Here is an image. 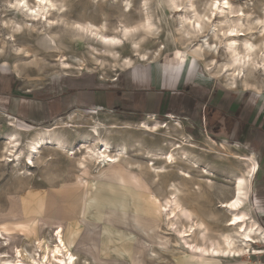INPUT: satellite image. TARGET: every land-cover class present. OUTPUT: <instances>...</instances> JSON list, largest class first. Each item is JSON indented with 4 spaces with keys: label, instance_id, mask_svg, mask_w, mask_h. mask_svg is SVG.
<instances>
[{
    "label": "rangeland",
    "instance_id": "obj_1",
    "mask_svg": "<svg viewBox=\"0 0 264 264\" xmlns=\"http://www.w3.org/2000/svg\"><path fill=\"white\" fill-rule=\"evenodd\" d=\"M52 1L57 8L65 6L64 12L51 11V15L47 17L55 19L56 24L58 21L59 23L44 32L40 25L27 22L26 18L19 16L16 11H10L15 0H0V82L12 86L14 95L23 94L45 101L56 99L63 107H67L72 97L77 100L81 97L87 99V92L92 94L112 88L113 82H117L120 74L129 66L124 65L123 60L114 61L108 58L100 45L76 28L77 25L88 24L105 26L108 36H118L122 26H138L136 36L133 35V38L125 41L118 50L122 58H131L133 63L143 64L160 61L167 66L178 60L182 65L176 72L180 70L183 77L192 73L199 65L200 73L205 74L214 85L230 87L225 73L217 76L221 66L230 62V57L224 49L226 39L221 36L213 41V45L218 47L217 55L211 52L201 60L192 51L203 39L190 36L193 38L187 42L185 33L177 34L184 30L178 18L180 14L173 15L170 20L162 18V9L167 8L170 0ZM189 1L195 5L192 11L196 10L207 20L212 16L210 10L213 0ZM228 1L234 8L241 6L251 14L248 21L244 20L243 30L248 31L246 36L240 37L239 48H242L246 40L253 43L256 46L253 63L260 66L249 71L253 76L248 81L250 87H244V83L239 81L237 88L250 90L254 96H264V68L263 64L259 65L263 60L264 51V36L261 33L264 26V0ZM28 2L32 6L36 0ZM127 4L132 6L131 12L127 11ZM147 13L161 30L157 36L148 34V30L141 26ZM228 26L229 24L226 25ZM138 34L145 36L140 39L137 38ZM134 41L140 46L138 57H134L132 53L131 43ZM142 55L149 59H143ZM214 60V73H211L207 66ZM63 61L70 64L72 70H62ZM218 67L220 68L217 69ZM82 103L85 104L84 101ZM86 109L75 110L77 116L74 122L63 124L62 121L58 129L54 128L51 133L48 132L53 139L65 143L66 151L61 153L62 151L55 147L46 148L37 158L35 167L23 163L20 168L10 162V157L5 156L7 141L4 138L17 133L22 148L27 151L32 143L43 139L41 137L47 132L42 131V128L30 126L28 122H17L11 117L8 118L5 110H0V259L13 260L18 248L25 249L35 256V242L46 239L52 245L56 240V233L62 229L66 242L78 258V264H196L193 254H189L192 261L185 256L187 250L184 249V241L180 238L183 236L169 231V220L164 217L165 213L161 214L166 204L165 197L168 195L167 184L172 181L180 182L176 169L171 170L166 177H161L157 184L153 182L154 176L148 170L141 173L137 167L147 168L146 166L151 165L150 159L147 158L148 151L162 149L167 153L174 149L176 143H185L184 149L195 161H200V171H208V175H205L192 169L189 163L179 162L177 165L178 168L190 171L194 177L184 183L187 195L180 197V202L191 210L195 220L203 221L208 230L205 242L197 235L185 238V242L210 245L212 242L221 241L222 233L229 231L225 225L229 214L220 208V204L233 197L232 180L247 169L239 157L253 154L259 163L255 153L237 142L223 140L209 132L204 118L200 123L197 117L133 116L121 110L107 118H99L94 106H87ZM90 112H93L94 118L88 114ZM156 118L164 125L173 121L168 133L161 130L151 134L139 128L140 122ZM177 123H181L180 128L175 125ZM126 124L132 126L131 130L127 129ZM92 127L99 129L101 138L111 139L115 151L121 144L130 147L137 140L144 141L145 152L142 151V154L138 155L137 152L131 151L127 159L134 165V172H123L124 164L121 168L108 169L101 175H98L100 169L94 164H89L88 169L84 171L80 170L76 163L78 157L77 160L73 159L68 151L78 153L81 142L93 130ZM222 142L229 145L222 146ZM166 144L168 146H162ZM162 164L163 162H157V165ZM25 171H29V175ZM121 176L123 181L119 178ZM200 180H209L213 184ZM251 183L249 208L253 207L257 188L255 178ZM197 184L201 187L199 195L193 191ZM63 206L69 211L62 212ZM253 215L258 218L255 212ZM185 223V220L180 218L178 228L182 230L186 226ZM106 228H119L120 232L130 233L131 245L133 248L138 245L139 248L136 246L135 250L137 253L143 251V255L133 252L132 255L125 256L118 254L116 249L115 253L104 252ZM256 246L258 250L263 248L262 242ZM244 261L248 264H259L264 258L260 255L246 257L245 260L223 259L218 264H243Z\"/></svg>",
    "mask_w": 264,
    "mask_h": 264
},
{
    "label": "bare ground",
    "instance_id": "obj_2",
    "mask_svg": "<svg viewBox=\"0 0 264 264\" xmlns=\"http://www.w3.org/2000/svg\"><path fill=\"white\" fill-rule=\"evenodd\" d=\"M194 6V2L189 0H185V2L180 0H170L167 8L164 7V9H162L163 14H161L164 15L162 18H165V20H170L174 17L173 15L180 14L178 18L180 20L181 26L183 27L182 29L184 30L181 32V30L176 29L177 32H181L177 34L183 35L185 33L186 37H184L185 39L187 38V42L193 38H190V36L203 39L200 41L201 43L197 46V48L192 51L201 60L203 59L202 57H204V55L210 54L211 52H213L214 55H217L218 47L217 45H213V41L218 40L221 36L224 37L227 41L226 48L224 49L230 57V62L222 65L221 68H217H220V71L217 72V76H221V74L225 73L227 82H229V85L233 88H237V83L239 81L244 83V87H248L250 85L248 84V81L253 78L249 71L255 67H260L258 64L253 63L252 57L256 53V46L253 43L246 40L242 44V48H239V42L241 41L240 37L246 36V31H248L243 30V27L245 26L244 20L248 21L251 17V14L242 9L241 6L234 8L228 0H223V2L222 0H213L210 10L212 12V16L207 20L206 17L199 15L196 10L192 11ZM10 8V11H16L19 16L26 18L27 22H34L37 25H40V29H44V32H46L48 29L51 30L56 27L59 23L58 21L56 24L55 19H49L47 16L51 15V11L62 13L65 6L57 8L54 1L52 0H36L35 4L32 6L29 4L28 0H15V3ZM262 10L264 12V8ZM127 11H132V6L130 4H127ZM192 13L194 14L191 15ZM262 22H264V20ZM227 24H229L228 27H226ZM141 26L142 28L148 30V34H152L153 36H157L161 31L157 24L152 21L151 15L149 13L146 14ZM76 28L83 34H86L88 37H90L93 42L100 45L102 49L105 50V55H107L108 58L114 61L123 60L124 65L127 67L133 64L131 58H122L118 50L124 45L125 41H129L131 37L133 38V35L136 36L135 34L138 33V26H122L118 31V36L106 35L105 26L99 27L88 24L77 25ZM261 33L264 36V26H262ZM143 36L145 35L138 34L137 38L142 39ZM131 44L133 56H140L139 43L134 41ZM97 51L99 50L97 49ZM262 53L263 60L261 63H259V65L263 64L262 66L264 68V51H262ZM142 58L146 59L147 57L146 55H142ZM211 63L212 64L208 65L207 68L211 73H214L215 67L212 68V65H214L216 61L214 60ZM61 68L62 70L67 71L71 69V66L70 64H67L65 61H63ZM170 118L172 117L170 116ZM172 122L173 121L166 122L164 125V123H161L156 118L153 120L150 119L148 121L140 122L138 126L140 129H143L151 134L157 132L159 133L161 130H166L168 133V130L170 129L169 126L172 124ZM175 125L179 128L181 127V123H177ZM126 126L127 129L132 127L130 124H126ZM55 128L58 129L57 127ZM4 140L7 141L5 144V156L10 157V162L14 163L17 168L18 166L20 168L23 163H26V165L30 167H35L37 158H39V156L42 154V151L46 148L55 147L57 150L62 151L61 153L66 151L65 143L61 140L53 139L52 137L47 139H38L35 143L30 145L27 151L22 148L20 143L21 141L17 133L11 134L8 138H4ZM80 145L81 147L78 153L77 151H68V154L71 155L73 159L78 157V160L76 159V163H78L77 166H79L81 171L88 169L89 164H94L97 169H100L98 175H101L102 172L111 168H121L122 164L125 165V169H122L123 172H134V170H136L134 169V165L127 161L130 156L129 154L131 151H133L137 152L138 155H141V152L144 151L143 149L145 146L143 140H137L130 147H128L126 144H121L119 145L118 150L115 151L113 143H111V139L101 138L100 131L96 127H94L93 130L84 137V141H82ZM221 145L226 147V145H229V143L222 142ZM162 146L168 145L166 144ZM184 147L185 143L179 142L174 145V149L171 152L164 153L162 149H159L155 152L148 151L147 158L150 159L149 162L151 165L146 166L147 168H143L141 166H138L137 168L141 173H146V170H148L151 175L154 176V178L152 177L153 182L157 184L161 181V177L169 174L171 170L176 169V173L180 178V182L172 181L167 184L168 190L166 191L168 195L165 197L166 204L163 206L164 210H161V214L165 213L164 217L169 220V231H172L175 234H181L183 236L180 238L183 239L182 241H184V249L187 250L185 253L186 258L192 261L189 255L191 253L194 255L193 260L196 262V264H218V262L223 259L245 260L247 256L251 257L262 255L264 252H262L261 249H256L255 246L262 242L261 240L264 236V230L262 226H260V224L254 219L248 206V202L250 200V188L252 184L251 180L255 178L259 169V164L256 162L255 157L252 156L253 154H248L241 157L238 156L240 159H242V162L246 165L247 169L240 173V175L235 176L232 180V183L234 184L233 197L228 201L221 202L220 204V208L229 214L228 219L225 222V225L229 231L222 233L221 241L212 242L210 245H207L206 243L191 244L190 242H185V238L187 239L192 235H197L198 237L200 236L202 241L205 242V234L208 230L206 224L203 221L195 220L191 210L185 207L179 199L180 197L187 195V190L184 183L191 181L194 177H192L190 171L183 168H178V163H189L191 164L192 169L196 171L201 170L200 161H195L192 155L186 151ZM78 154L80 155L78 156ZM157 162H163V164L157 165ZM19 171L24 170L19 169ZM25 172L27 175H29V171ZM200 172L202 174L208 175V171L202 170ZM119 178L122 181L124 180L122 176ZM200 181L213 184V182L209 180ZM193 191L196 195L200 194L201 187L199 184L195 185ZM168 207H170L169 211ZM180 218H183L186 222V226L182 230L178 228V221ZM55 236L56 240L52 245H50L46 239L35 242L37 243V254H35V256L29 254L25 249L20 250L18 248L15 252L16 257H13V260L0 259V264H78L77 256L71 251L70 246L66 242L64 231L60 229ZM139 254L143 255V251ZM144 255H146L145 251ZM243 264L248 263L244 261Z\"/></svg>",
    "mask_w": 264,
    "mask_h": 264
},
{
    "label": "crops",
    "instance_id": "obj_3",
    "mask_svg": "<svg viewBox=\"0 0 264 264\" xmlns=\"http://www.w3.org/2000/svg\"><path fill=\"white\" fill-rule=\"evenodd\" d=\"M181 65L178 60L168 66L160 61L135 62L120 74L109 90L87 92V99L72 97L67 107L56 99L45 101L23 94L14 95L12 86L0 82V110L4 109L8 118L28 122L30 126L50 133L62 121L63 124L74 122L75 110L87 106H94L99 118H107L118 110L133 116L197 117L200 123L204 118L209 132L255 153L259 172L255 176L257 188L250 211L257 214L258 218L253 215L254 219L264 230V96H254L250 90L231 86H216L200 73L199 65L183 77L180 70L176 72ZM88 114L95 117L93 112ZM50 137L47 132L41 138ZM61 211L66 213L69 209L63 206ZM114 229L104 230L107 238L103 251L115 253L116 249L118 254L128 256L134 252L137 255L138 245L136 242L134 248L131 245L132 235Z\"/></svg>",
    "mask_w": 264,
    "mask_h": 264
},
{
    "label": "built area",
    "instance_id": "obj_4",
    "mask_svg": "<svg viewBox=\"0 0 264 264\" xmlns=\"http://www.w3.org/2000/svg\"><path fill=\"white\" fill-rule=\"evenodd\" d=\"M262 246H263V248L261 249V251L264 252V236L262 238ZM261 256H264V253ZM247 257H249V256H247ZM256 257H259V256H256ZM259 264H264V261H260Z\"/></svg>",
    "mask_w": 264,
    "mask_h": 264
}]
</instances>
